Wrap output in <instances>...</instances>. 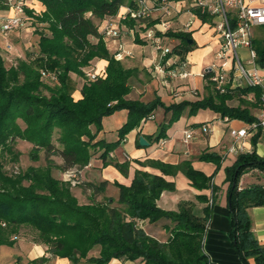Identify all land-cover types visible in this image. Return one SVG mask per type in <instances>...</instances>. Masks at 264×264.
Masks as SVG:
<instances>
[{"label": "trees", "instance_id": "16d2710c", "mask_svg": "<svg viewBox=\"0 0 264 264\" xmlns=\"http://www.w3.org/2000/svg\"><path fill=\"white\" fill-rule=\"evenodd\" d=\"M39 1L45 10L39 13L30 11L35 14L34 20L42 26V29H36L37 54H27L16 66L7 67L0 48V148L2 151L5 149L3 152L10 153L17 139L27 140L34 145V158L45 150L48 157H62L63 163L59 168L66 171L88 165L91 150L98 145L105 146L102 156L107 157L130 131L150 117L159 106L164 107L165 112H171V116L159 125L157 140L167 137L171 124L178 121L187 108L189 113L210 108L222 117L229 116L245 122L256 120L251 106L260 107L262 90L257 86H246L225 94L215 91L202 100L170 105H166L159 95L148 102L128 99L132 90L130 79L135 69L126 68L110 52L95 19L116 16L125 4L135 7L136 0ZM7 9L6 0H0V10ZM124 22L131 27L135 24L131 19ZM158 22L153 20L150 25ZM157 34L181 41L172 48L167 58L178 55L181 61L185 60L194 46L189 42L191 33L182 29H167L165 33L158 31ZM95 58L107 61L105 76L85 81L81 88L82 97L75 99L71 74L84 77V68ZM261 65H264V57L261 58ZM42 69L53 71L59 83H47L42 78ZM250 93L255 94L254 104L245 99ZM235 94L241 98L237 106L229 104ZM122 109L128 110V119L118 130L119 139L111 143H93L96 134L91 126L101 130L103 118ZM19 120L24 122V127ZM259 135L261 132L251 137L253 150L239 153L235 163L226 168L228 205L232 215L230 235L245 264H264V248L254 235L248 211L250 207L264 205V184L239 188L240 179L246 172L251 169L264 172V157L255 150ZM55 141L60 143L59 146ZM200 159L215 162L216 170L221 167L222 159L216 153H203ZM149 162L162 174L136 170L131 185L115 183L119 188L117 199L95 198L97 193L105 191L107 181L99 184L80 182L81 187L92 191L91 201L81 204L72 191V183L53 176L50 167L31 166L17 175H9L0 159V246L12 244L11 236L18 233L22 226H27L38 235L35 242L48 246V253L69 258L73 264H109L114 258L141 259L144 264H209V257L203 248V234L215 203V192L219 190L213 181L214 175L195 169L189 160L177 165L155 160ZM179 171L196 189L212 188L211 206L204 208L205 217L194 213L191 202L180 203L178 210H165L158 205L164 190L175 189L174 181L167 180L165 175L175 176ZM199 199L210 202L205 195H200ZM161 219L172 223L167 241L147 234L138 224L143 220L156 223ZM93 248H99L97 256L89 255ZM45 260L43 257L34 260V263L40 264Z\"/></svg>", "mask_w": 264, "mask_h": 264}, {"label": "crops", "instance_id": "0c3cea01", "mask_svg": "<svg viewBox=\"0 0 264 264\" xmlns=\"http://www.w3.org/2000/svg\"><path fill=\"white\" fill-rule=\"evenodd\" d=\"M32 6L36 7L38 12L44 11L45 6L39 0H31ZM174 8L170 15L161 12L159 15L164 16L165 20L170 23L169 29L173 31L183 30L190 32L192 37L189 39L193 48L186 54L185 60H180L178 55L163 56L157 49L151 39L145 37V31L148 27H156L161 33L167 29L160 24L163 20L150 18L143 23L135 22L131 27L129 24L121 21L119 15L124 13L129 6H121L116 16H108L105 19L112 20L114 24L120 27L119 37H105L108 49L111 53H121V56L115 57L122 61L126 68L135 69L134 75L130 79L132 87L128 94V99H140L144 102L151 101L156 95H159L166 105L179 103L182 101L195 102L205 97L212 96L215 93L214 87L204 76L207 67L217 61L216 53L220 48L221 39L215 29L214 23L216 18L209 13H201L195 7L193 0H178L172 2ZM255 5H264V0H257ZM2 12V13H1ZM0 13L4 12L0 10ZM13 14L10 10L6 12ZM103 20V22L105 21ZM151 20H158V23L150 25ZM190 23L187 27L186 24ZM168 29V30H169ZM159 40L164 47L171 49L177 46L181 41L175 37L159 35ZM252 47L258 55L257 61L261 65V58L264 57V24L254 25L252 27ZM96 41L95 38H92ZM192 40V42H191ZM38 49V43H37ZM239 53L243 61L247 62L250 58V51L246 47H240ZM184 62L185 66H181ZM107 61L95 58L86 69L95 68L98 72L105 74ZM187 72L184 76L180 73ZM261 73L264 75V68ZM75 74L72 73L71 76ZM76 75V74H75ZM81 77V76H80ZM83 78V77H82ZM86 80L80 82L79 88L73 93L75 99L82 97L81 88ZM251 97L255 94L250 93ZM247 99V97L245 98ZM241 98L235 94L229 100V104L237 106ZM248 100V99H247ZM250 101V100H248ZM253 104L255 101H250ZM189 108L181 118L171 124L167 131V137L156 139L162 123L167 122L171 112H165L164 107L159 106L153 114L144 119L139 126L130 131L114 150L110 151L107 157H103L105 146L98 145L92 149V157L88 165L84 167H74L70 170L77 171L80 182H92L99 184L107 181V187L104 192L96 194L97 200H103L107 197L118 198L119 188L115 183L126 186L131 185L136 170L141 169L151 173L162 174L161 171L150 165L149 161H162L165 163L180 164L189 160L192 166L204 172L206 175H214L213 181L219 187L215 192V203L211 207V214L208 217L206 231L203 238V248L209 257L208 263L214 264H245L234 248L231 238L232 215L228 205V187L226 168L232 166L237 160L238 154H227L224 146L231 143V127H241L245 122L241 119L224 121L220 113L210 109L201 108L195 113H189ZM254 115L260 111V107L251 108ZM128 110L122 109L112 115L105 116L102 120V128L97 131L95 125L91 130L96 134L93 143L102 141L106 143L115 142L119 139L118 130L127 121ZM203 125H207L209 130L205 131ZM194 129V137L187 143L184 142V130ZM144 136L148 141L147 145L140 143V137ZM260 139L255 146L257 153L264 157V131L261 132ZM244 150L249 152L253 150L251 138L243 141ZM216 153L220 155L221 167L217 169L215 162L201 160L203 153ZM241 153V152H240ZM63 160L61 157L62 165ZM62 180L66 179V173L69 170H59ZM169 181H174L175 189L164 190L158 199V205L165 210H178L180 203L191 202L194 213L199 217H205L204 208L211 206L212 188L199 190L191 185L188 177L179 171L175 176L165 175ZM59 178V177H58ZM255 183L264 184V172L259 169H251L243 174L239 182V188H246ZM82 194L88 198L92 197L90 189H82ZM200 195H205L210 202L199 199ZM90 202V201H89ZM210 203V204H209ZM86 204V203H84ZM252 219V230L254 235L264 248V205L250 207L248 209ZM168 219H161L156 223L148 220L140 221L147 234L157 238L160 241H167L171 235L169 227L172 226ZM24 255H19L16 260H10L8 264H36L34 260L46 258L40 264H73L69 258L53 256L48 253V246L44 243L32 242L30 247L24 248ZM14 257V256H13ZM11 258V257H10ZM253 263L254 260L250 258ZM109 264H144L141 259L122 260L114 258Z\"/></svg>", "mask_w": 264, "mask_h": 264}, {"label": "built area", "instance_id": "2783aa9c", "mask_svg": "<svg viewBox=\"0 0 264 264\" xmlns=\"http://www.w3.org/2000/svg\"><path fill=\"white\" fill-rule=\"evenodd\" d=\"M29 0H6L11 7L13 14L4 16L1 20V30L3 32L15 31L24 24L26 6ZM257 0H193L195 7L201 13H209L216 18L214 26L221 39L220 48L216 53L217 61L206 68L204 76L212 84L214 90L220 94L228 93L232 90L243 88L246 86H257L262 90L259 101L260 111L256 115V120L252 122H243L241 127H231L230 137L232 141L228 146H224L227 154H239L244 150L243 141L251 138L259 132L264 131V75L261 73L264 65H259L257 61L256 50L252 47V27L254 25L264 24V5H255ZM174 8L172 2L157 0H136V6H128L126 11L119 15L121 21L133 20L137 23H143L145 20L152 18L155 11H161L166 15L171 14ZM37 12V11H35ZM165 29L171 26L168 20L160 22ZM187 27L190 23L186 24ZM156 27H148L145 31V37L154 41L158 50L163 56L171 53L170 47H164L157 35ZM101 33L104 37H119L120 27L114 24L112 20L105 19L101 26ZM240 47H246L250 51V58L247 62L243 61L239 53ZM7 49H11V45H7ZM117 57L121 53L116 54ZM176 56V55H174ZM181 66H185L184 62H180ZM89 78L95 80L98 74L94 71L86 72ZM181 75H188L183 72ZM42 75L50 80L59 83V78L55 73L50 71H42ZM247 99L256 101L254 96L247 94ZM229 116L224 117V121H230ZM203 129L208 131L207 125H203ZM194 129L184 130V142L187 143L194 137ZM66 180L72 184L80 183L77 171L69 170L66 173ZM214 264V263H209Z\"/></svg>", "mask_w": 264, "mask_h": 264}, {"label": "rangeland", "instance_id": "374dc122", "mask_svg": "<svg viewBox=\"0 0 264 264\" xmlns=\"http://www.w3.org/2000/svg\"><path fill=\"white\" fill-rule=\"evenodd\" d=\"M29 9V12H27ZM9 9L2 10L4 13H0V48L5 59L7 67L12 65H17L20 59H25L27 54L35 56L38 52L37 43H38V35L36 34V29H42V26L39 22L34 20L35 14L30 11H37L36 7L32 6L31 0L28 1V6H26V14H25V22L23 25L15 29V31L11 32H3L1 30V20L4 16L9 15ZM39 13V12H38ZM161 11H155L153 14L155 19L165 20L164 16H160L159 14ZM152 17V18H153ZM104 19H95L96 23L99 24L100 30L103 24ZM35 21V22H34ZM152 21V20H151ZM173 29V28H171ZM99 30V31H100ZM7 45H11V49H7ZM91 64V63H90ZM87 68V67H86ZM85 76L83 77L84 80L90 81L92 80L89 78L86 72L94 71L99 76L104 77L105 74L98 72L95 68L86 69ZM45 71V69H42ZM53 72V71H51ZM42 78L49 83L50 85L57 84L56 82L46 78L42 75ZM83 78L73 74L71 76V82L74 88V92L79 88L80 82L83 81ZM253 108V106H251ZM19 122L24 127L25 124L22 120ZM55 144L59 146L60 143L55 141ZM34 145L31 142L23 139H17L16 142L13 144V148L11 152L8 151L3 152L0 148V159L3 160L5 163V170L8 172L9 175H17L22 171H25L27 168L33 167H50L53 176L62 180L61 172L59 171V165L61 163V157L59 156H50L48 157L45 150H41L38 153V157L34 158L32 154ZM48 157V158H47ZM38 159V160H35ZM53 161V162H52ZM63 181L69 182V180L63 179ZM72 183V182H71ZM81 183L72 184V191L76 197H78L79 202L81 204L89 203L91 198H88L86 195L82 194ZM5 225V224H4ZM36 231L32 230L30 227L22 226V229L18 233H15L11 236L12 244H3L0 246V264H8L10 260H16L19 255H24L25 249L30 247L32 242H35L37 238ZM99 254V248H93L90 251V256H97ZM14 256V257H13ZM11 257V258H10Z\"/></svg>", "mask_w": 264, "mask_h": 264}, {"label": "water", "instance_id": "95a60500", "mask_svg": "<svg viewBox=\"0 0 264 264\" xmlns=\"http://www.w3.org/2000/svg\"><path fill=\"white\" fill-rule=\"evenodd\" d=\"M191 42H192V40H191ZM140 143H141L142 145H147V144H148V141L145 140V137H144V136H141V137H140Z\"/></svg>", "mask_w": 264, "mask_h": 264}]
</instances>
